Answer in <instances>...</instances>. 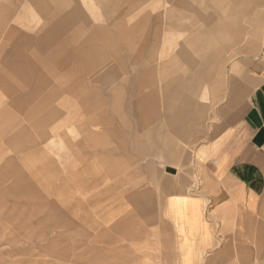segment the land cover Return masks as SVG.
<instances>
[{
  "label": "crops",
  "instance_id": "obj_1",
  "mask_svg": "<svg viewBox=\"0 0 264 264\" xmlns=\"http://www.w3.org/2000/svg\"><path fill=\"white\" fill-rule=\"evenodd\" d=\"M9 1L11 4L0 2V31L5 30L25 1L43 19L33 33L6 27L16 49V60L7 64L6 69L18 74V81L30 87L24 93L13 91L12 94L16 93L11 100L19 109L22 101H34L25 110L27 119L38 126L56 112L44 111L43 106L54 99L51 93L39 97L40 88L49 80L40 74L31 57L24 55L20 47L24 41L39 51L43 60L53 61L63 74L74 68L94 73L91 84L95 85L87 84L88 90L96 89V84L149 87L148 92L136 98L138 111L131 113L139 121L137 126L141 130L157 117L154 102L158 85L163 92L167 130L162 134L160 130L148 129L147 134L153 133L159 141L169 165H176L169 132L187 133L186 122L194 113L195 92L208 81L219 56L238 58L234 68L241 73L242 80L235 77L234 86L210 113L205 137L193 148L187 176L165 182L157 179L155 188L149 191L147 162L138 163L142 155L146 156L147 147L142 140H126L122 136L119 144L109 148V144L100 141L99 130L80 129L78 140L60 134L68 149L75 153V161L87 164L67 175L68 179L81 180L75 182V187L68 181L65 186L61 184L60 196L65 200L67 215L76 218L75 223L74 220L66 221L65 227L89 224L94 238L123 232L124 239L138 241L136 258L140 259V264H264V143L256 140L260 133L264 137V0H193L204 3V12L193 10L196 14L193 18L203 24L218 26L225 34L221 40H229L230 47L213 45L206 30L199 28L192 37L194 54L180 46L168 55V61L181 60L187 69L169 73L163 69L159 75L156 74L159 68L166 66L154 60L152 47L148 44L150 32L146 33L145 43L139 46L121 45L122 36L150 18L143 15L134 26H127L132 7L117 5L121 0H97L105 23L91 22L77 0H58L61 14L64 10L70 11L60 33V40L69 39L70 43L58 49V53L52 48L53 0ZM186 6L190 10L202 8L196 4ZM208 7L217 8L220 16L216 17L214 12L208 14ZM72 40L80 41L84 47L69 48ZM2 47L0 44V50ZM116 51L127 52V57L132 60L135 70L131 76L127 75L124 64L112 62ZM105 59L108 64L101 65ZM55 80V86L62 90L77 83L66 75L64 78L55 76ZM0 85L13 86L4 69L0 71ZM185 86L188 91H184ZM252 111L260 121L259 126L250 117ZM16 124L17 135L13 138L17 136L20 148H37L43 144L41 138L35 141L25 137L27 128L19 122ZM43 132L42 138L46 130ZM133 232L137 236L132 237ZM132 246L130 243L123 247L125 262L127 250Z\"/></svg>",
  "mask_w": 264,
  "mask_h": 264
},
{
  "label": "rangeland",
  "instance_id": "obj_2",
  "mask_svg": "<svg viewBox=\"0 0 264 264\" xmlns=\"http://www.w3.org/2000/svg\"><path fill=\"white\" fill-rule=\"evenodd\" d=\"M1 1L11 4L9 0ZM77 2L91 22L105 23L97 0H77ZM188 4H196L202 8L190 10L186 6ZM117 5L132 7V11L127 16V26H134L143 15L150 16L144 23L134 28L133 32L129 31L122 36L120 43L125 47L134 48L145 43L146 33L150 32L148 44L152 47L154 60L163 62L166 66L159 68L156 73L158 75L163 69L168 73L187 69L181 60L168 61L170 58L168 55H172L180 46L194 54L196 49L192 37L193 32L199 28L206 30L207 36L213 40V45L221 48L230 47L229 40H221L225 38V34L218 26L203 24L199 19L193 18L196 15L193 10L204 12L203 2L121 0ZM51 11L52 48L53 51L57 49V52H54L58 53V49L70 43L69 39L64 42L60 40V33L65 28L70 11L64 10L61 14L58 0L52 1ZM211 12H214L216 17L220 16L217 8L214 10L208 7L207 13ZM42 21L37 10L25 1L7 24L21 32L33 33ZM8 25L5 26L4 31H0V44L3 45L0 50V71L4 69L7 79L13 84L10 87L0 85V264H140V259L136 258L138 246L135 245L138 241L124 239L123 232L119 234L111 232L106 234L105 238H94L89 224L87 226L73 224L71 227H65L66 221L74 220L75 223L76 218L67 215L65 200L60 196L61 184L65 186L68 181L75 187L77 185L75 182L81 179L77 181L74 178L68 179L67 175L76 169H83L87 164L75 161V153L68 149L60 134H67L69 139L78 140L81 138L77 137L78 130L97 129L100 141L109 144V148L119 144L122 136L126 140L128 138L132 141L142 140L147 147L146 156L142 155L138 163L147 162L146 185L149 191L155 188L157 179H163L165 182L187 176L193 148L205 137L211 120L210 113L234 86L235 77L242 80L241 73L236 72L234 68L238 58L219 56L220 59L213 66L210 78L195 92L196 100L192 107L194 113L186 122L187 133L178 135L169 132L176 161V165H169L165 162L159 141L157 142L153 133L147 134L148 129L160 130L162 134L167 130L163 116V92L158 85L154 102L157 117L148 121L147 127L143 126L141 130L140 126H137L139 121H136L135 115L131 113L138 111L136 98L148 92L149 87L96 84V89L88 90L87 84L95 85V83L91 84L94 73L82 72L74 68L68 73L64 71L63 74L53 61L43 60L42 54L24 41L20 46L24 55L31 57L33 65L39 69L40 74L49 80L48 84L40 88L39 97L51 93L54 99L43 106L44 111L51 109L56 112L50 120L45 121L46 124L41 122L37 126L32 120H28L25 110L31 107L34 101L28 103L22 101V108L19 109L11 100L12 95L16 93L12 94L13 91L24 93L29 91L30 87L18 81V74L15 75L6 69L7 64L16 60L13 39L11 40L6 33ZM80 28L84 29L82 26ZM80 43L72 40L69 48L84 47ZM126 54L127 52L116 51V58L112 62L121 66L124 64L127 75L131 76L135 69L132 60ZM53 59L57 58L53 57ZM100 63L108 64L106 59ZM65 75L68 79L77 82L71 84L68 90L55 86V76L64 78ZM188 89L187 86L184 87V91ZM18 122L27 128L25 137L35 141L41 138L43 144L37 148L36 146L20 148L16 142L17 136L13 138L17 135ZM44 130L46 135L42 138L40 136L43 135ZM38 148L40 150H35ZM101 156L105 157L107 154ZM139 176L137 170V181L141 180ZM133 236L137 234L133 232ZM130 243L133 246L127 250L125 262L123 247ZM86 245L87 249H85ZM98 245L101 247L98 248Z\"/></svg>",
  "mask_w": 264,
  "mask_h": 264
},
{
  "label": "water",
  "instance_id": "obj_3",
  "mask_svg": "<svg viewBox=\"0 0 264 264\" xmlns=\"http://www.w3.org/2000/svg\"><path fill=\"white\" fill-rule=\"evenodd\" d=\"M250 117H251V119L253 120V122H254L257 126L260 125V121H259V119H258V117H257V115H256V113H255L254 111H252V112L250 113ZM256 140L258 141V143H264V137H263V135L260 133V134L258 135V137L256 138Z\"/></svg>",
  "mask_w": 264,
  "mask_h": 264
}]
</instances>
